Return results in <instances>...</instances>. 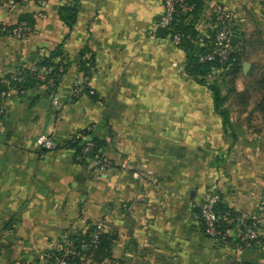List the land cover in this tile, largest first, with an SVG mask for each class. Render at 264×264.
<instances>
[{"label": "crops", "instance_id": "0c3cea01", "mask_svg": "<svg viewBox=\"0 0 264 264\" xmlns=\"http://www.w3.org/2000/svg\"><path fill=\"white\" fill-rule=\"evenodd\" d=\"M63 3L0 5L4 27L24 14L35 20L20 38L0 35V78L33 69L38 55L60 44L67 65L57 85L6 100L0 264H48L67 233L96 224L116 234L113 259L122 264H264V121L254 101L246 109L226 102L224 128L208 87L186 73L184 51L157 34L163 0H82L71 32L58 17ZM216 6L229 10L239 33L262 34L264 0H207L197 23L202 38ZM84 49L93 57L88 76L79 70ZM254 58L247 72L243 65L238 92ZM83 85L95 99L76 94ZM83 131L103 142L112 168L76 161L67 142ZM43 137L58 148L42 149ZM208 192L242 218L257 215L263 245L238 253V229L228 231L225 247L206 237L197 208Z\"/></svg>", "mask_w": 264, "mask_h": 264}, {"label": "trees", "instance_id": "16d2710c", "mask_svg": "<svg viewBox=\"0 0 264 264\" xmlns=\"http://www.w3.org/2000/svg\"><path fill=\"white\" fill-rule=\"evenodd\" d=\"M64 3L58 9V17L61 22L71 32L77 22L80 5L82 0H63ZM207 0H186L188 6L193 7L191 12L183 13L178 9V16L174 19L171 30L167 35L179 34L181 37L179 47L186 56L185 71L194 78L199 84L207 86L213 98L215 111L223 118L224 128L229 125V111L224 106L229 100L244 109L254 101V111L261 114L264 121V65L259 62L252 64L250 72L247 74V81L243 92H238L235 88V82L242 73L245 63H248L255 54L264 55V38L262 34L247 36L245 33H239L236 27L232 29V34L239 38V43L233 47V53L230 60L225 65L215 62H200V57L210 52L212 43L215 39L214 25L216 18L213 15V29L208 38H202L197 30V23L204 12ZM35 20L32 14H24L20 17L19 23L14 27H6L5 32L0 35L8 34L13 29L22 28L32 29ZM69 36V35H68ZM67 36V37H68ZM89 55V50L84 49L79 53L78 61L80 72L88 76L89 70L93 67V57ZM65 54L62 44L53 51L38 55L33 69H23L14 74H8L0 78V92L7 94L15 91L18 94H24L28 91L37 89L41 86L57 85L67 71V65L64 62ZM80 93L91 94L85 85ZM226 90V96L223 94ZM88 143L92 144L88 148ZM97 138L91 137L90 131H83L80 135L73 137L67 146L75 150V159L77 162L86 163L89 152L94 155L90 158L93 162L96 158L103 157L101 147L103 146ZM218 214V227L220 231L228 233L231 229L239 230V237L235 240L237 246H241L244 251L257 249L254 242H247L243 226L237 222L240 216L230 209L219 195V201L216 204ZM199 208L197 214L199 215ZM202 232L204 224L199 219ZM248 224V223H247ZM98 224L90 226L85 232L79 234L67 233L65 240L60 244V249L49 252L47 255L48 264H57V260H64L66 264H122L123 262L113 259V245L117 238L114 232L103 230L94 241L93 237L97 231ZM232 240L227 237V242ZM262 242V238H260ZM250 243V246H247Z\"/></svg>", "mask_w": 264, "mask_h": 264}, {"label": "built area", "instance_id": "2783aa9c", "mask_svg": "<svg viewBox=\"0 0 264 264\" xmlns=\"http://www.w3.org/2000/svg\"><path fill=\"white\" fill-rule=\"evenodd\" d=\"M44 7L46 5V0H31ZM164 12L157 22V27H162L166 29V33L171 30L174 19L178 16V9H181L183 13L191 12L193 7L188 6L186 0H163ZM0 5H6L8 7H13L15 5V0H0ZM213 15L216 18V23L214 25L215 29V39L212 43V48L210 52L200 57V62H215L217 61L221 65H225L229 62L231 54L233 53V46L230 44V37L233 36L232 29L236 27V20L229 12L227 8L222 6H216L213 10ZM6 27L0 24V32H5ZM8 34L13 35L16 38H20L23 35L22 28L13 29ZM172 42L179 46L181 37L179 34L169 35ZM82 91L81 87L76 88V94ZM10 94V93H9ZM9 94L6 92H0V122L2 118L6 115L7 107L6 100L9 98ZM93 94V92H91ZM40 147L44 150L54 151L58 148V143L51 140L48 137H43L40 139ZM92 144L88 143V148H91ZM95 167L105 172L113 167L111 161H109L105 156L96 158L94 161ZM125 167V166H122ZM219 201V195L216 193L208 192L200 202L199 215L198 218L204 224V235L209 239L213 240L218 247H225L229 243L227 242L228 233L220 231L218 227V214L216 212V204ZM237 222L240 226H243L245 231L244 239L247 242H254L255 247L259 248L263 244L260 241L261 230L258 224L257 215H252L246 218L238 217ZM248 223V224H247ZM105 230L104 226L98 224L97 231L94 235V241L97 239L98 235ZM250 246V243H247ZM238 253H242L244 249L241 246H236ZM57 264H66L62 260H57ZM237 264H242L240 261Z\"/></svg>", "mask_w": 264, "mask_h": 264}, {"label": "water", "instance_id": "95a60500", "mask_svg": "<svg viewBox=\"0 0 264 264\" xmlns=\"http://www.w3.org/2000/svg\"><path fill=\"white\" fill-rule=\"evenodd\" d=\"M157 34L161 35V36H164L166 35V29L162 28V27H158L157 28ZM239 43V38L235 35L231 36L230 37V44L233 46V47H236ZM248 68H250V65L249 64H244V72H247ZM94 155V152L93 151H90L88 156L91 158L92 156Z\"/></svg>", "mask_w": 264, "mask_h": 264}, {"label": "rangeland", "instance_id": "374dc122", "mask_svg": "<svg viewBox=\"0 0 264 264\" xmlns=\"http://www.w3.org/2000/svg\"><path fill=\"white\" fill-rule=\"evenodd\" d=\"M260 29H261L260 31L262 32V37L264 38V26H261ZM254 57H255L254 58L255 62H259L264 65V55L262 53L255 54Z\"/></svg>", "mask_w": 264, "mask_h": 264}]
</instances>
